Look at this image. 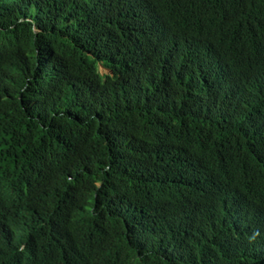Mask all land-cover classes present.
Instances as JSON below:
<instances>
[{
    "label": "trees",
    "instance_id": "16d2710c",
    "mask_svg": "<svg viewBox=\"0 0 264 264\" xmlns=\"http://www.w3.org/2000/svg\"><path fill=\"white\" fill-rule=\"evenodd\" d=\"M263 141L264 0H0V264H264Z\"/></svg>",
    "mask_w": 264,
    "mask_h": 264
},
{
    "label": "clouds",
    "instance_id": "9594fccd",
    "mask_svg": "<svg viewBox=\"0 0 264 264\" xmlns=\"http://www.w3.org/2000/svg\"><path fill=\"white\" fill-rule=\"evenodd\" d=\"M103 68H104V66L103 65H101ZM101 66H100V68H101ZM105 70V69H104ZM106 72H108L109 73V75L108 76H111V73L109 72V71H107V70H105ZM210 116L211 115H207V118L209 119V121H210ZM211 124V123H210ZM209 127H212V124H211V126H209ZM208 129V128H207ZM262 149H264V141H263V148H261V150ZM264 151V150H263ZM264 180V157L262 156V162H261V165H259V172H258V180H257V182L256 183H259V182H261V181H263ZM262 221L264 222V212H263V219H262Z\"/></svg>",
    "mask_w": 264,
    "mask_h": 264
},
{
    "label": "rangeland",
    "instance_id": "374dc122",
    "mask_svg": "<svg viewBox=\"0 0 264 264\" xmlns=\"http://www.w3.org/2000/svg\"><path fill=\"white\" fill-rule=\"evenodd\" d=\"M100 73H101V75H102L103 77H105V76H108V75H109V73H108V72H106L102 66H101V68H100Z\"/></svg>",
    "mask_w": 264,
    "mask_h": 264
}]
</instances>
